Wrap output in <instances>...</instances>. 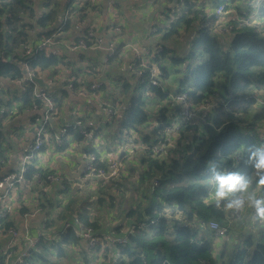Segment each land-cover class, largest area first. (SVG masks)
Listing matches in <instances>:
<instances>
[{
    "label": "trees",
    "instance_id": "1",
    "mask_svg": "<svg viewBox=\"0 0 264 264\" xmlns=\"http://www.w3.org/2000/svg\"><path fill=\"white\" fill-rule=\"evenodd\" d=\"M65 3V0H47V10L40 14L33 7V0H0V174L16 175L19 172L18 168L5 169L11 161L10 150L14 148L11 145L14 139L8 133L5 120L26 113L33 121L41 117L40 113L30 111L33 105L40 103L35 96L36 83L24 81L25 91L22 93L15 82L26 75L23 61L28 55L22 44L28 39L37 44L52 35L63 23ZM220 3H225L229 13L218 21L215 11ZM172 10L174 17L169 26L157 29L156 38L162 44V50L151 55L161 72L158 83L150 84L148 88L138 77L140 60L134 61L132 79L121 84L118 100L110 99L114 108L123 105L124 111L113 142L125 145L126 137L133 132L140 138L136 141L145 145L157 142L160 130L169 124L178 107V103L171 101L170 93H186L187 100L193 105L215 98L207 110L206 120L201 122V127L193 123L182 128L176 146L169 149L163 159L143 150L142 155L135 157L140 163L138 167L133 165L134 158L131 160L126 151L121 152L118 160L128 158V164L120 171L125 176L115 174L106 182L93 180L97 192L87 184L90 188L85 185L89 191L85 197L80 196L84 185L78 186V192L73 194L74 189L67 178L62 184L49 183L46 177L51 169L39 167L33 161L24 172L25 180L33 186L29 190L31 196L37 202L33 211L37 207L45 211L48 215L46 226L51 232L61 222L58 229L61 235L55 242L42 237L38 245L30 250L24 264H36L38 259L51 264H95L94 258L98 261L102 254L107 257L105 264H202V260L209 264H264V226L258 235L248 234L241 242L229 244L231 241L227 243V238H224V246L230 248H222L219 258L213 259L214 243L219 236L210 228L209 222L217 220L226 225L228 234L234 219L215 206L211 191L214 182L206 171L208 163L215 161L222 169L252 174V167L246 164L249 148L264 146V133L259 125L264 123V0H176ZM236 14L250 18V21L241 24L232 19ZM251 14L256 15L257 21L253 18L252 22ZM85 15L78 8L72 9V16L64 23L63 31L69 30L74 34L76 21ZM225 22L233 27L222 33L219 27ZM54 38L57 41L59 36ZM184 41H187L186 53L182 52V47H177V42ZM170 43L175 44L171 47ZM121 50L119 46L112 54L107 53L108 65L118 62ZM65 57L42 51L35 58H30V70L36 77L50 71L54 75L62 64H66ZM168 65L179 74L175 90L166 89L170 72ZM71 81L76 88L85 84L76 78ZM216 96L223 97L226 104L217 101ZM150 98L159 100L156 119H150L147 107ZM55 101L57 106V97ZM251 110H256L251 121L247 122L239 116ZM118 115L121 116L120 113ZM116 117L108 123L101 120L98 129L93 126L91 129L95 130V134L104 133L113 119L117 120ZM17 127L25 129L22 124ZM71 130L80 141L84 140L78 127ZM29 147L28 144L22 150L28 151ZM85 152H96L100 156L98 148L86 149ZM97 165L107 167L100 157ZM38 174L41 178L36 177ZM38 179L41 182H37ZM154 179L159 181V185L152 191ZM138 182L146 186L142 196L139 199L133 197L126 204L129 195L125 193L130 192L134 196L141 191ZM23 183H17L19 188ZM24 186L29 187L27 184ZM45 187L49 189H40ZM96 195L98 197L94 198ZM23 206L16 210L20 218L24 209L29 210L26 204ZM96 206L103 207L101 218L92 221L91 210ZM110 215L116 224L110 222ZM12 216L15 217L10 206L6 207L0 217V230L7 232L12 227L18 228ZM75 216L99 232H121L140 222L148 225L135 228L125 245L104 241L90 247L87 241L84 244V240L76 235L73 227L63 228L65 221ZM75 249L77 252L73 253ZM5 258L0 256L2 264H5Z\"/></svg>",
    "mask_w": 264,
    "mask_h": 264
},
{
    "label": "crops",
    "instance_id": "2",
    "mask_svg": "<svg viewBox=\"0 0 264 264\" xmlns=\"http://www.w3.org/2000/svg\"><path fill=\"white\" fill-rule=\"evenodd\" d=\"M47 0H33L34 9L40 13L47 10L45 5ZM67 3V0H65ZM65 3V4H66ZM176 0H160L158 4L154 5L153 0H79L73 9H80L84 17H88L92 20L97 28L99 35L104 39L103 44L97 48L84 49H72L66 44L67 39L73 35L69 30H65L62 34L58 35L57 41L51 47L58 51L57 53L65 55L64 62L57 71L56 74L52 75L53 71L46 73L41 76L42 84L38 83L40 86L50 88L55 92L57 100L58 113L50 121V125L47 128V142L45 147L36 156L35 165L39 167H49L51 171L58 172L69 180L73 190V194L78 192V186L86 185L90 188L85 181L81 179L82 169L86 160L87 153L86 149L98 148L103 164L107 165L108 161L114 157L120 158L121 152L123 150L122 145L113 142L114 132H118V126L120 123L119 119L122 117L123 108L122 106L116 108L117 115L116 119H113V124L111 123L107 130L94 134L89 138H84L80 141L76 136V133L72 132L71 128L69 133L64 135V147L58 146L56 139L61 134L62 129L65 124L75 125V121L79 118L83 119V123L89 129L92 126L99 127L101 120L104 123H108L107 119V109L106 106L101 105L98 101L91 97H81L67 88L65 85L66 81L77 79L87 84L92 81L100 80L102 85V93L110 98L117 99L119 96L120 86L125 80H131L134 74V57L129 43H138L145 46L156 47L159 44L156 38L157 29L160 27H168L172 18L174 17L173 7ZM83 8V9H82ZM119 16L122 19L123 32H125L124 37L115 40L113 24L115 19ZM260 16V15H259ZM262 19H264L262 17ZM258 21L261 23V17ZM160 25V27H159ZM175 43H170L173 47ZM110 45H115L117 47L121 46L122 52L118 62L112 66L108 65L105 61L108 55V47ZM178 47V44H177ZM179 48V47H178ZM182 53V52H179ZM95 65L96 69H91V66ZM169 69V77L166 80V89L171 88L175 90L179 83V74L173 72V66H167ZM137 80V76L135 77ZM134 82V79L132 80ZM135 86V85H134ZM173 92V91H171ZM118 95V96H117ZM120 99H122L120 97ZM148 101V110L153 113L157 112L158 98ZM212 100H216L212 97ZM120 113L121 116L118 114ZM114 115V116H115ZM113 116V117H114ZM19 117V116H18ZM7 118L5 124L8 125V133L11 138L14 139L11 142L12 150H10L11 161L6 166L7 169L18 168L20 166V160L22 158V149L32 143L33 136L29 131V122L31 116L29 114H24L22 116ZM19 124L25 125V129L22 127H17ZM76 127V126H73ZM72 127V128H73ZM135 133V132H133ZM55 135V136H54ZM101 139H104L101 141ZM101 141V142H100ZM119 142V141H118ZM104 143V144H102ZM102 145V146H101ZM143 149L140 146L135 155L131 158L133 165L139 167V163L135 157L142 155ZM111 154V155H110ZM110 155V156H109ZM141 167V166H140ZM95 180V179H93ZM13 191L12 197L7 198L8 205L15 217V224L18 228H23L25 224L24 218H20L16 213V210L20 207L18 205L19 200L22 205H33L36 204V199L31 195L29 187L24 186ZM95 186V183H93ZM96 187V186H95ZM214 189V188H213ZM22 193V196L20 194ZM81 193V192H80ZM214 196V193L212 194ZM53 196V195H52ZM19 199V200H18ZM38 208V207H37ZM36 208V209H37ZM35 209V210H36ZM34 210V211H35ZM48 215L45 211L40 208V210L34 212L29 220L28 225L32 234H36L38 231L45 232V239L55 242L59 240L61 235L60 223L56 226V230L51 232V229H47L45 219ZM111 223L116 224L117 222L113 220L112 215L109 216ZM231 225L235 224V229L238 232L239 227L244 228L245 225H253L254 223L248 222L244 224H239L235 220L231 221ZM101 231V230H100ZM51 232V233H50ZM103 230L100 233H106ZM12 236L8 232L0 234V256L8 257L9 264L15 260L16 251L20 247L26 244L24 239H19L14 249L8 248V244ZM84 244L86 240L82 241ZM217 241H215L214 246H216ZM215 249H218L215 247ZM15 250V252H14ZM77 250L75 249L76 253ZM216 255V251L214 252ZM95 264L98 263L97 258H94ZM42 262V263H41ZM67 262L63 263L66 264ZM8 264V263H7ZM36 264H51L45 263L44 261L38 259ZM57 264H61L58 262ZM79 264V263H77Z\"/></svg>",
    "mask_w": 264,
    "mask_h": 264
},
{
    "label": "built area",
    "instance_id": "3",
    "mask_svg": "<svg viewBox=\"0 0 264 264\" xmlns=\"http://www.w3.org/2000/svg\"><path fill=\"white\" fill-rule=\"evenodd\" d=\"M180 1L183 2L184 0ZM77 2H79V0H67L66 7L62 14L63 23L58 26V28L52 35L43 38L37 44L29 39L22 44L24 49L26 50V55H28V57L23 61V66L26 69V75L23 76V78L21 79H17L15 82L20 86L22 93L25 91V87L23 85L24 81L32 80L36 83L35 96L40 100V103L33 105L30 111L33 113H40L41 117L37 118L35 121L30 119L29 131L33 136V141L31 144H29L30 149L25 152L23 151L22 153L23 155L20 160V166L18 167L19 172L16 175H13L11 173L0 174V217L3 215V211L5 210V208L8 207L7 198L12 197L13 191L17 189V183L24 182L28 186L30 185L29 182L26 181L24 178V172L27 170L28 166L33 161H35L36 156L41 153V151L45 147V143L48 140L46 137L48 125H50V121L58 113V108L56 106L55 101V92L50 88L43 87L42 85L40 86L35 81V73L30 70L29 66L30 58H35L36 54L42 51H45L47 53L58 52L51 47L56 43L54 37L64 32V23L70 16H72V9L74 8ZM41 13L42 12H40V14ZM227 13H229V11L226 9L225 3H220L215 11V15L218 21L223 20L224 15H226ZM253 15L254 14H251L250 16L252 22H254ZM232 19L239 21L241 24L248 23L250 21V18L238 17L237 14L232 16ZM232 27V24H228L227 22H225L224 24L220 25L219 31L225 33L231 30ZM112 28L114 30V39L117 40L118 38H121V40H123L122 38L124 37L125 32H123L122 19L119 16H117V18L115 19ZM103 41L104 39L101 35H99L94 22L88 17L80 16L75 23L74 34L67 39L66 44L72 49L86 50L88 48L100 47L103 44ZM128 45L130 46L128 49H131L133 52L134 60H140L141 66L137 70L138 77L140 76V78L144 83H146L148 88L150 84H157L160 79L161 72L158 69L157 64L154 62L153 56L151 55L161 51L162 46L157 45L156 47H151L138 43H129ZM116 49L117 46L110 45L108 47V54H112ZM105 61L106 63H108V55L106 56ZM91 69L95 70L96 66L92 65ZM83 83L85 84L80 85L76 88L73 81L70 80L67 83V88L81 97H91L94 100L98 101L101 105L106 106V121L112 119V117L116 114L117 110L112 106L110 100L111 98L106 95H103V83L100 80L92 81L89 84H87L86 82ZM170 98L172 102L178 103V107L174 110L173 114L171 115L169 124L163 130H160V135L158 136L159 140L157 142L151 145H145L141 142H138L136 141V139H139L137 133H133L132 135L126 137V143H128V146L130 148L125 149L124 151L127 152V155L130 158L135 155L137 149L140 146L143 150H145L146 153L148 152V154H151L155 158H165L168 150L176 146L181 129L187 125H192L193 123H198L201 127V122L205 121L207 118V110L212 106V100L204 101L199 105H193L187 100L186 93H170ZM216 98L217 101L226 104V101L223 97L216 96ZM73 126L78 127L80 133L85 138H92V136L95 134V130L88 128L86 129L83 123V119L79 118L75 121V125L71 123H67L64 125L62 129V135L60 134L56 139L58 146L64 145L63 137L64 135L69 133V129ZM98 128L99 127H95V129ZM190 131H192V129H190ZM262 138L264 140V136ZM103 140L104 139H101V141ZM123 146L124 145L122 144V147ZM99 157L101 159V156ZM99 157L96 152H89L86 155V160L82 169L81 179L85 181L88 185H93V179H101L103 182H106L110 179L111 176L115 174L121 175L120 171L123 168H121V161L118 160V157L110 159L108 161L107 167L97 165ZM122 176H125L124 172L121 177ZM36 177L41 178L39 174ZM64 178L66 177L59 174L58 172H51L46 177L49 183L60 184H62ZM37 182H41V180L38 179ZM158 185L159 181L157 179H154L151 185L152 191L155 190ZM115 186H117V184H115ZM29 188H33V186H29ZM38 210H40V208L36 209L33 212L28 211L23 214V218L25 220L23 229L12 227L8 230V234L12 236V239L8 244V248L13 249L18 243L19 239H24L25 242L27 241L24 246L20 247L19 250L16 251L17 253L15 254V260L10 264H24L30 254V250L34 249L38 245L42 237H45V232L43 231H38L36 234H32L28 225V220L30 216ZM167 211L168 210L165 209L166 213ZM147 225L148 223L140 222L137 225H131L130 227L124 228L121 232L110 231L101 234L99 231H97V229L90 225L82 223L80 218L78 216H75L72 219L66 220L63 228L67 229L69 227H73L76 232V235L80 236L82 240H86L90 247H96L98 244L104 241H108L109 243H113L116 245H125L128 242L129 234L133 233L135 228H145ZM209 226L211 229L216 231L219 237L225 236L228 232V227L226 225H222L217 220H211L209 222ZM99 254H101V251H99ZM8 261L9 258L6 257L5 264H9ZM0 264H2V261H0ZM202 264L209 263L208 261L202 260Z\"/></svg>",
    "mask_w": 264,
    "mask_h": 264
},
{
    "label": "clouds",
    "instance_id": "4",
    "mask_svg": "<svg viewBox=\"0 0 264 264\" xmlns=\"http://www.w3.org/2000/svg\"><path fill=\"white\" fill-rule=\"evenodd\" d=\"M252 174L222 169L210 161L206 171L214 182V201L239 224L264 222V146L249 148Z\"/></svg>",
    "mask_w": 264,
    "mask_h": 264
},
{
    "label": "rangeland",
    "instance_id": "5",
    "mask_svg": "<svg viewBox=\"0 0 264 264\" xmlns=\"http://www.w3.org/2000/svg\"><path fill=\"white\" fill-rule=\"evenodd\" d=\"M154 1V5H156V4H158L159 3V1L160 0H153ZM253 5H256V3L255 4H253ZM237 7V6H236ZM253 18H254V20L255 21H257V17H256V15L254 14L253 15ZM160 26V25H159ZM177 44H178V47H182V52H184V53H186V49H187V41L185 42H182V43H180V42H177ZM256 112V110H251L250 111V113H248V114H246V115H243V114H240L239 116L242 118V119H246V121L247 122H249V121H251L252 120V116L254 115V113ZM157 112H153V113H151V112H149V115H150V119H153V118H157ZM152 122H155L154 120H152ZM259 125H260V129L262 130V133H264V123H259ZM258 126V125H257ZM140 139V138H139ZM130 147L128 146V143H126L124 146H123V151L125 150V149H129ZM120 161H121V167L122 168H124L127 164H128V158H127V160L124 158V159H120ZM139 165H140V163H139ZM52 172H54V171H52ZM51 173V172H50ZM138 187H140V190L141 191H139V192H137V193H135L134 194V196H132L131 195V193L130 192H128V193H125V195H129L128 196V198H126V204H128L131 200H132V198L133 197H135V198H137V199H139L140 198V196H142V194H143V189L146 187L144 184H141L140 182H138V185H137ZM40 189H46V190H48L49 189V187H45V188H40ZM82 190H81V193H80V196L81 197H85V196H87L88 194H89V191H88V189H85V185H84V189L83 188H81ZM91 189H94V191H95V193L97 192V188L94 186V185H92L91 186ZM118 190L120 191L121 189L118 187ZM213 193H214V189H212L211 190ZM98 197V195H96V196H94V198H97ZM124 198V197H123ZM19 200V199H18ZM18 205L20 206V207H22V208H24V206L22 205V203H21V201L19 200V202H18ZM35 205H37V202H36V204ZM9 206V205H8ZM28 207H29V210H26V209H24V213L23 214H25V212H33V205H27ZM123 206H124V204H123ZM122 206V207H123ZM103 209V207H97L96 206V208H94L93 210H91V215H90V220H94L95 218H101V214H100V210H102ZM24 216V215H23ZM264 226V222H257V223H255V224H253V225H251V224H249V225H245V227L244 228H241V227H239V231L237 232L236 231V229H235V224H233V225H231L230 227H229V233L228 234H226L225 236L226 237H219V238H216V240L215 241H217V243H216V246L215 247H217L218 249H215V251H216V255H213L214 257H213V259H218L219 258V256H220V253H221V249L222 248H225V249H229L230 248V246H224V242H225V239L224 238H227V240H226V242L227 243H229L230 241V243L229 244H232L233 242H238L239 240H240V242L242 241V239L243 238H245V236L246 235H248V234H251V233H253V234H255V235H258V233L260 232V230L262 229V227ZM21 229H23V228H21ZM8 232V231H7ZM1 233H5L4 231H2V230H0V234ZM225 242V243H226ZM228 244V245H229ZM15 248V247H14ZM13 248V249H14ZM71 259H75V257H72L71 256ZM221 259V258H220ZM105 260H107V257H105L104 256V254H102L100 257H99V259H98V262H99V264H105ZM43 261V260H42ZM42 263V262H41ZM46 263V262H45ZM219 263H220V261H219Z\"/></svg>",
    "mask_w": 264,
    "mask_h": 264
},
{
    "label": "water",
    "instance_id": "6",
    "mask_svg": "<svg viewBox=\"0 0 264 264\" xmlns=\"http://www.w3.org/2000/svg\"><path fill=\"white\" fill-rule=\"evenodd\" d=\"M35 81L38 82V83H40V84H42V85H44L43 84L44 82L42 83V78H40V77H36L35 78Z\"/></svg>",
    "mask_w": 264,
    "mask_h": 264
}]
</instances>
